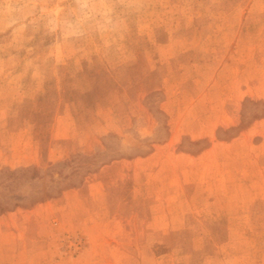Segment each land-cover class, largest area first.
Here are the masks:
<instances>
[{
	"label": "rangeland",
	"instance_id": "1",
	"mask_svg": "<svg viewBox=\"0 0 264 264\" xmlns=\"http://www.w3.org/2000/svg\"><path fill=\"white\" fill-rule=\"evenodd\" d=\"M144 4L0 71V264H264V0Z\"/></svg>",
	"mask_w": 264,
	"mask_h": 264
},
{
	"label": "clouds",
	"instance_id": "2",
	"mask_svg": "<svg viewBox=\"0 0 264 264\" xmlns=\"http://www.w3.org/2000/svg\"><path fill=\"white\" fill-rule=\"evenodd\" d=\"M144 7V0H0V71L43 77L47 58L36 52L45 42L73 51L96 42L105 51L119 47Z\"/></svg>",
	"mask_w": 264,
	"mask_h": 264
},
{
	"label": "trees",
	"instance_id": "3",
	"mask_svg": "<svg viewBox=\"0 0 264 264\" xmlns=\"http://www.w3.org/2000/svg\"><path fill=\"white\" fill-rule=\"evenodd\" d=\"M14 205H16V204H14ZM7 209V207H5V206H0V213H2L4 210H6Z\"/></svg>",
	"mask_w": 264,
	"mask_h": 264
}]
</instances>
